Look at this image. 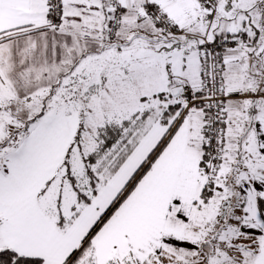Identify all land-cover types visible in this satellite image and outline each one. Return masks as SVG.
Masks as SVG:
<instances>
[{
	"label": "snow or ice",
	"instance_id": "snow-or-ice-1",
	"mask_svg": "<svg viewBox=\"0 0 264 264\" xmlns=\"http://www.w3.org/2000/svg\"><path fill=\"white\" fill-rule=\"evenodd\" d=\"M0 264H264V0H0Z\"/></svg>",
	"mask_w": 264,
	"mask_h": 264
}]
</instances>
